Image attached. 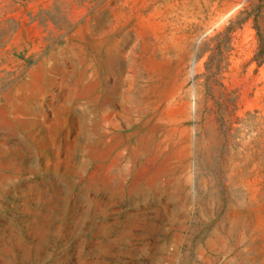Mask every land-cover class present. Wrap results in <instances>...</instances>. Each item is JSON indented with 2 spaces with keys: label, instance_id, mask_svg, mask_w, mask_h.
I'll return each instance as SVG.
<instances>
[{
  "label": "rangeland",
  "instance_id": "374dc122",
  "mask_svg": "<svg viewBox=\"0 0 264 264\" xmlns=\"http://www.w3.org/2000/svg\"><path fill=\"white\" fill-rule=\"evenodd\" d=\"M0 264H264V0H0Z\"/></svg>",
  "mask_w": 264,
  "mask_h": 264
}]
</instances>
